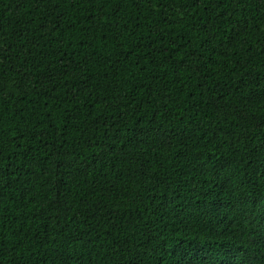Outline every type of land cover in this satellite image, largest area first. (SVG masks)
I'll use <instances>...</instances> for the list:
<instances>
[{"label": "trees", "instance_id": "trees-1", "mask_svg": "<svg viewBox=\"0 0 264 264\" xmlns=\"http://www.w3.org/2000/svg\"><path fill=\"white\" fill-rule=\"evenodd\" d=\"M0 264H264V0H0Z\"/></svg>", "mask_w": 264, "mask_h": 264}]
</instances>
